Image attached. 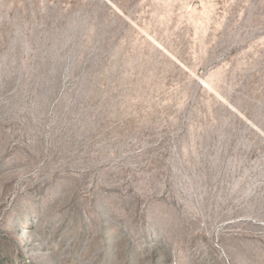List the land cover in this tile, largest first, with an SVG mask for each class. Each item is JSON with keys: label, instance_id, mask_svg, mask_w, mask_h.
<instances>
[{"label": "rangeland", "instance_id": "obj_1", "mask_svg": "<svg viewBox=\"0 0 264 264\" xmlns=\"http://www.w3.org/2000/svg\"><path fill=\"white\" fill-rule=\"evenodd\" d=\"M0 264H264V0H0Z\"/></svg>", "mask_w": 264, "mask_h": 264}]
</instances>
